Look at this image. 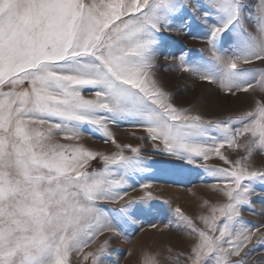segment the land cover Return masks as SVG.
<instances>
[{
    "label": "rangeland",
    "instance_id": "374dc122",
    "mask_svg": "<svg viewBox=\"0 0 264 264\" xmlns=\"http://www.w3.org/2000/svg\"><path fill=\"white\" fill-rule=\"evenodd\" d=\"M0 264H264V0H0Z\"/></svg>",
    "mask_w": 264,
    "mask_h": 264
}]
</instances>
